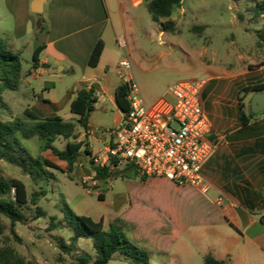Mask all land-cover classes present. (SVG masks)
<instances>
[{"label": "rangeland", "instance_id": "374dc122", "mask_svg": "<svg viewBox=\"0 0 264 264\" xmlns=\"http://www.w3.org/2000/svg\"><path fill=\"white\" fill-rule=\"evenodd\" d=\"M110 4L112 25H108L103 36L107 46L101 64L102 70L108 74V80L104 82L109 87L108 95H113L115 85L121 82L118 66L126 53L130 56L135 79L148 104L175 82L205 77L202 66L234 65L235 57L239 54L245 56L243 64L252 68L259 59L264 62V57L257 58L264 51V41L257 36L258 31L264 30V16L255 18V4L244 0H183L173 16L163 20H173L175 24L174 30L165 32L153 21L144 3L139 9L129 3L127 12L118 8L117 0H111ZM33 18L36 23L44 19L46 26L49 25L45 15H33ZM37 31L36 26L35 31L30 28L28 34H16L14 19L0 9V37L7 41L10 50L20 55L23 64L18 90L0 92V121L10 122L18 117L29 122L25 111L31 109L42 118L59 115L66 121L76 123L77 119L72 117L65 103L68 94L75 87H80L77 80L71 76L62 77L58 69H52L51 75L44 76L37 73L32 76L29 72L33 66V42ZM121 37L126 39V51L117 43L116 38ZM44 99H55L62 111L56 114V108ZM118 115L114 105L102 99L95 105L89 122L99 130L111 129ZM77 132V140L86 141L91 152L103 148L86 138L80 127ZM71 141L58 137L54 146L63 150ZM21 144L31 158H46L59 168L45 166L46 172L41 171V178L33 179L18 166L0 160V178L20 180L29 197L33 193L46 192L38 197L37 205L30 202L25 206L26 219L15 226L17 238L11 234L9 219L0 214L7 244L28 261L35 264H78L76 258L79 255L94 256L90 240L80 239L68 251L73 233L68 229L51 227L53 222L65 220L70 212L96 221L103 220L106 228L110 224L118 225L141 247L144 244L135 240L133 230L124 221L125 215L133 208V216H142L145 221L153 218V212L157 210L162 212L163 217H173L171 211L174 207L189 219H196V199L186 195V187L176 192L166 181L158 184L164 179L149 178L143 181L127 177L111 179L106 187L94 178L88 160L80 159L69 174L67 164L51 151L43 150L42 142L37 138L21 139ZM10 195L16 198V191L12 190ZM99 195L104 199H99ZM184 239L189 250L195 252L196 244L188 236ZM149 255L151 264H204L200 258L189 261L183 257L180 261L155 253ZM108 264L129 263L123 256L115 254Z\"/></svg>", "mask_w": 264, "mask_h": 264}, {"label": "crops", "instance_id": "0c3cea01", "mask_svg": "<svg viewBox=\"0 0 264 264\" xmlns=\"http://www.w3.org/2000/svg\"><path fill=\"white\" fill-rule=\"evenodd\" d=\"M33 1L0 0V9L14 19L16 34H28L30 28L35 31L38 22L33 15H45L48 20L47 29L34 34V53L42 51L38 64L29 72L44 76L58 69L62 77L75 78L80 87L68 94L65 107L69 109L78 91L95 84L94 88L103 92L98 102L106 99L119 113L116 127L124 115L116 101V89L122 82L115 85L113 95H108L109 87L104 84L108 74L101 68L107 46L103 36L108 25H112L111 0H48L41 14L33 13ZM117 1L124 12L129 3L137 9L143 5L141 0ZM100 40L104 51L98 66L93 68L89 60ZM261 57L264 51L257 58ZM244 59L239 54L234 65L202 66L205 77L201 79L207 80L203 100L212 123L210 138L216 144L202 170L209 183L207 193L190 186L177 187L167 179L158 183L166 181L176 192L188 188L186 195L196 199V219H189L175 207L171 211L173 217H163L157 210L153 212L154 219L145 221L142 216H133L134 208L125 215L124 221L133 230L135 240L144 244L149 253L180 261L184 257L204 262L211 255L225 264H264V111L252 112V98L257 92L251 91L253 86L264 83V62L259 59L252 68L243 64ZM49 101L59 114L60 104L55 99ZM90 141L103 146L107 138ZM186 236L196 244L195 252L189 250Z\"/></svg>", "mask_w": 264, "mask_h": 264}, {"label": "trees", "instance_id": "16d2710c", "mask_svg": "<svg viewBox=\"0 0 264 264\" xmlns=\"http://www.w3.org/2000/svg\"><path fill=\"white\" fill-rule=\"evenodd\" d=\"M146 6L152 19L159 24L162 31H172L175 29L173 20L170 19L175 10L181 7L183 0H141ZM248 3L255 4L253 11L256 12L255 18L264 16V0H244ZM41 16V15H39ZM46 28L44 19L38 20L37 29L43 31ZM257 36L264 41V30L257 32ZM42 50L35 52L33 55V66L38 64V56ZM104 51V42L100 40L94 47L89 65L93 68L97 67ZM23 72L22 59L18 53L9 49L7 41L0 37V92L7 90H18L21 83ZM252 92H264V83L253 86ZM128 87L120 84L116 89V101L125 114L129 111V103L127 100ZM50 104L49 100H43ZM98 99L94 97L93 89L83 88L77 93V97L70 106V111L77 116L76 123L66 121L62 117L55 115L52 117H40L31 109H26V122L18 117L10 122L0 121V160L13 164L21 168V170L33 179L41 178V171L45 166L55 167L52 162L43 157L31 158L23 145L21 139L37 138L42 142V149L51 151L60 161L67 164L69 174L73 171L75 164L80 159H86L92 165L94 178L107 187L108 181L117 179L118 177H127L131 179L146 178L139 176L136 169L132 166L119 168H101L94 164L91 159L92 152L86 141L77 140V128L86 130L89 124L91 113L95 110ZM54 107V106H53ZM55 108V107H54ZM242 111V108H241ZM241 119L244 122L241 112ZM58 137L72 139L68 142L65 149L60 150L54 146ZM87 138V137H86ZM71 177V176H70ZM12 190L16 191V198L11 196ZM46 192L41 191L33 193L30 197L27 193L24 183L20 180L7 181L0 178V214L10 221L11 234L17 238L15 226L25 221L26 215L24 208L30 202L38 204V197ZM99 199L103 200L104 196L99 195ZM39 209V208H37ZM56 220V218H53ZM51 227L55 229H68L73 233L70 246L67 248L71 251L80 239H87L92 242L94 256L90 254L79 255L76 260L78 264H108L115 254L123 256L129 264H151L149 252L132 241L122 228L115 224H110L106 228L104 221H96L88 216H79L70 212L65 220L53 222ZM4 226L0 224V264H35L20 256L14 248L10 247L4 237ZM226 261H220L213 256L208 255L204 258V264H225Z\"/></svg>", "mask_w": 264, "mask_h": 264}, {"label": "built area", "instance_id": "2783aa9c", "mask_svg": "<svg viewBox=\"0 0 264 264\" xmlns=\"http://www.w3.org/2000/svg\"><path fill=\"white\" fill-rule=\"evenodd\" d=\"M127 50L125 37L118 39ZM118 77L128 87L129 111L111 129L88 125L84 136L107 138L91 159L101 168L132 166L146 179L161 178L179 186H190L207 193L209 183L202 170L216 144L211 140V120L205 110L203 91L206 79L178 81L166 93L148 104L134 77L128 53L119 62ZM94 90L99 99L103 92Z\"/></svg>", "mask_w": 264, "mask_h": 264}, {"label": "water", "instance_id": "95a60500", "mask_svg": "<svg viewBox=\"0 0 264 264\" xmlns=\"http://www.w3.org/2000/svg\"><path fill=\"white\" fill-rule=\"evenodd\" d=\"M48 0H34L32 3V11L41 14L44 11V5ZM264 111V92L256 93L252 102V112L258 114Z\"/></svg>", "mask_w": 264, "mask_h": 264}]
</instances>
